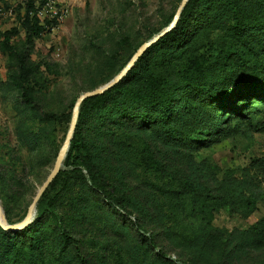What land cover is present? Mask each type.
Segmentation results:
<instances>
[{"label": "rangeland", "instance_id": "374dc122", "mask_svg": "<svg viewBox=\"0 0 264 264\" xmlns=\"http://www.w3.org/2000/svg\"><path fill=\"white\" fill-rule=\"evenodd\" d=\"M181 1L74 0L62 23L28 37L20 24L24 13L18 0H0V208L7 224L25 217L37 190L53 170L78 97L113 79L146 38L176 13ZM240 23L245 25L241 27ZM12 28L16 29L10 40L16 49L14 55L2 48L3 33ZM23 58L28 70L25 74L19 69ZM169 61L168 77L189 72L198 81H211L216 74L223 76L240 65L245 79L264 82V0H238L233 10L218 12L214 20L202 22ZM147 73L144 70L136 77L141 92L150 90L153 84V76ZM20 84L27 87L28 100L22 98ZM258 111L251 112L249 122L221 115L227 116L222 127L236 126L240 132L229 137L222 133L208 146L181 150V168L190 166L193 160L195 179L205 166L216 165L218 169L209 170L216 179L230 172L231 181L246 184L237 192L247 196L249 189L258 192L255 210L247 218L219 207L209 213L212 225L224 236L231 233L234 240L264 218V109ZM106 117L101 112L90 114L84 124L85 142L80 154L85 159L81 168L86 179L70 177V171L63 167L54 190L46 196L49 210L41 214L37 209L39 199L35 205L29 224L38 220L33 225L36 233L28 242L34 250L24 253L23 236L15 235L11 242L15 241L20 249L6 261L0 255V264H77L70 241L61 234L59 218L72 230L74 238L83 242L87 264L187 261L181 246L193 244L199 232L196 227L194 233L181 227L202 228L205 221L195 214L183 221L182 209L177 207L182 201L168 194L162 196L157 187L188 184L162 173L145 146L152 144L150 133L108 124L111 120ZM110 145L116 148L114 158L97 161L94 166L95 155ZM161 146L169 151L170 145ZM167 156L172 158L170 153ZM88 169L94 172L104 193L94 191ZM124 177L137 188L134 198L126 192ZM110 200L126 204L134 213L152 209V223L148 220L142 230L135 224L134 214L122 216ZM213 203L211 200L210 206L216 207ZM151 224L164 230L165 240L159 239L149 227ZM262 235L251 246L239 239L247 249L233 252V262L264 264V231ZM160 249L166 252L165 257L157 255Z\"/></svg>", "mask_w": 264, "mask_h": 264}, {"label": "trees", "instance_id": "16d2710c", "mask_svg": "<svg viewBox=\"0 0 264 264\" xmlns=\"http://www.w3.org/2000/svg\"><path fill=\"white\" fill-rule=\"evenodd\" d=\"M237 1L188 0L174 28L148 47L121 80L103 93L88 97L81 102L75 129L61 170L45 189L37 203V209L41 214L50 208V202L46 200V196L50 190H54L63 173V167L70 171V177L73 176L79 180L86 179L81 168L85 159L80 154L85 142L83 128L90 114L101 112L107 116V120H111L108 124H117L122 128H132L140 132L150 133L153 139L152 144L145 143V146L148 152L153 154L155 163L161 166L162 173L169 178L171 177V180L183 181L188 184L185 186V184L180 183L177 187L168 189L157 187V191L162 196L165 197L168 194L169 198L176 197L182 201L177 207L182 209L185 219L183 221L188 220L194 214L201 216H196L199 220L205 221V226L202 228L198 225H182L183 230L189 228V231L194 233L193 228L196 227V231L199 232V238L193 244L181 246L184 256L187 257V261L181 260L183 261L182 264H235L232 258L233 252L239 253L240 250L245 252L247 249V246L241 245L239 239H243L246 244L251 246L263 238L264 218L242 232L236 240L232 238L231 233L224 236L220 229L212 225L213 217L211 218L209 213L217 211L218 207L228 211L229 214L247 218L255 210L258 192L249 189L250 196L237 192L239 186L246 184L244 181H231L230 172L226 173L220 180L216 179L215 175L209 171L210 169L213 170L212 168L218 169L216 165L213 167L205 166L202 172L196 173L197 179H195L191 168L193 160L190 162V166L181 168V150L208 146V143L215 142L222 133L228 137L238 134L240 128H236V126L222 127V124L227 116L249 122L253 118L251 117L253 110L259 112L260 108L264 109V82L261 80H259L260 82H253L255 79H245L241 73L240 65L235 67V71L225 73L223 76L216 74L211 81H198L189 72H185L181 76H167L169 60L189 42L190 36L202 25V22L214 20L218 12L233 10ZM31 10V5L28 4L23 10L24 18L20 22L28 32V37L36 36L40 31H43L38 19L30 15ZM174 15L175 12L168 16L162 26L146 38L144 43L166 28ZM244 25L245 23H240L241 27ZM15 30L12 28L3 33L2 48L10 55H14L16 52L15 47L10 43ZM236 35L240 37L238 31ZM122 43L126 44V41L122 39ZM154 52L155 57H153ZM25 64L23 58L19 64L22 74L28 72ZM124 66L121 67L120 71ZM144 70L148 71L147 74L150 77L153 76V84L150 90L141 92V88L137 86L136 77H139V74ZM222 72L224 73L223 70ZM92 90L94 89L89 91ZM19 91L23 99H29L26 86L20 84ZM225 113L227 116L221 117ZM161 145H170L169 151H164ZM115 151V146H105L99 154L97 153L98 155H95L94 166H96L97 161L112 160ZM169 153L172 154V158L167 156ZM86 171L94 191L104 193L103 188L96 182L94 172L90 169ZM130 182L128 178L125 179L126 192L131 194V198H134L137 188L130 186ZM234 184L236 186L232 187L231 185ZM211 200L216 207L210 206ZM109 203L111 206H116L121 211L122 216L134 214L135 224L142 230L148 220L151 222L154 216L152 209L144 208L141 212L136 211L134 213L127 208L126 204H120L113 200H110ZM235 206H240V209ZM207 215L208 218L205 220ZM6 220L7 222L11 221L8 216H6ZM36 221L38 220H34V222ZM34 222L19 231H6L0 227V242H2L0 255L2 259L5 258L4 261L8 260L7 256L20 249L15 241L14 243L11 242L15 235L23 236L22 246L26 247V249L23 248L24 253L34 250L33 244L28 243L36 233L35 228H33ZM58 224L61 227L63 237L70 241L77 264H87L83 242L74 238L72 230L64 224L61 218H59ZM261 226L263 228L260 229ZM149 227L156 231L159 239L165 240L162 237L165 232L161 227L154 224ZM149 242L154 246L155 243L150 237ZM157 255L165 257L166 252L160 249L157 251ZM167 258L172 261L170 257ZM177 263L179 262L173 260L172 264Z\"/></svg>", "mask_w": 264, "mask_h": 264}, {"label": "water", "instance_id": "95a60500", "mask_svg": "<svg viewBox=\"0 0 264 264\" xmlns=\"http://www.w3.org/2000/svg\"><path fill=\"white\" fill-rule=\"evenodd\" d=\"M188 2V0H182L172 21L170 22V24L164 28L160 33H158L157 35H155L154 37H152L151 39H149L147 42H145L144 44H142L136 51L135 53L132 55V57L130 58V60L128 61V63L125 65V67L108 83L92 90V91H86L84 93H82L78 99L75 102V105L73 107L72 110V114H71V120H70V124H69V128L67 131V135L65 137L64 143L59 151V153L56 156L55 159V164H54V168L51 171V173L48 175V177L45 179V181L41 184V186L39 187V189L37 190L34 199L32 201V203L29 206L28 212L26 213L25 217L14 224H7L2 216V211L0 208V227L3 230L6 231H19L22 228H24L25 226H27L33 219V214H34V208L35 205L38 201V199L40 198V196L43 194V192L45 191V189L51 184V182L54 180V178L57 176V174L59 173V171L61 170L62 167V162L65 158V155L67 153V150L69 148V144H70V140L72 138L74 129H75V125H76V121H77V116H78V108L79 105L81 104V102L91 96H95V95H99L101 93H103L105 90H107L108 88L112 87L114 84H116L119 80H121L129 71V69L133 66L134 62L137 60V58L148 48L150 47L153 43H155L160 37H162L163 35H165L167 32H169L171 29L174 28V26L176 25V22L179 18V15L182 11V9L184 8L185 4ZM67 148V149H66ZM66 149V152L63 153V151Z\"/></svg>", "mask_w": 264, "mask_h": 264}, {"label": "built area", "instance_id": "2783aa9c", "mask_svg": "<svg viewBox=\"0 0 264 264\" xmlns=\"http://www.w3.org/2000/svg\"><path fill=\"white\" fill-rule=\"evenodd\" d=\"M74 0H18L22 10L31 5V16H35L43 29L62 23L70 14ZM10 15L11 10L8 11Z\"/></svg>", "mask_w": 264, "mask_h": 264}, {"label": "bare ground", "instance_id": "6f19581e", "mask_svg": "<svg viewBox=\"0 0 264 264\" xmlns=\"http://www.w3.org/2000/svg\"><path fill=\"white\" fill-rule=\"evenodd\" d=\"M67 149V148H66ZM66 149L63 151V153H65L66 152Z\"/></svg>", "mask_w": 264, "mask_h": 264}]
</instances>
